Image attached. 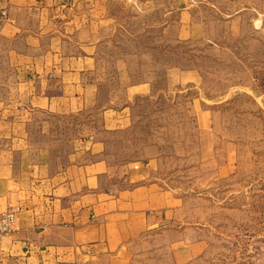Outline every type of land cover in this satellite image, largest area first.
I'll list each match as a JSON object with an SVG mask.
<instances>
[{
  "label": "crops",
  "instance_id": "0c3cea01",
  "mask_svg": "<svg viewBox=\"0 0 264 264\" xmlns=\"http://www.w3.org/2000/svg\"><path fill=\"white\" fill-rule=\"evenodd\" d=\"M113 1L0 0V213L20 207L0 264H134L146 244L169 247L171 264L200 252L178 222L183 193L164 185L162 141L133 139L131 158L114 156L111 137L134 130L136 100L167 93L143 74L141 51L119 52ZM195 114L206 128L209 112Z\"/></svg>",
  "mask_w": 264,
  "mask_h": 264
},
{
  "label": "rangeland",
  "instance_id": "374dc122",
  "mask_svg": "<svg viewBox=\"0 0 264 264\" xmlns=\"http://www.w3.org/2000/svg\"><path fill=\"white\" fill-rule=\"evenodd\" d=\"M111 4L120 15L119 52L141 51L143 74L155 77V93H167L157 103L136 100L134 130L111 137L115 158H131L133 139L162 141L164 185L183 193L177 216L190 229L186 242H200L187 264H264V0ZM171 68L192 74L165 81ZM199 107L210 114L206 128L198 127ZM168 255L164 244H146L134 264H171Z\"/></svg>",
  "mask_w": 264,
  "mask_h": 264
},
{
  "label": "built area",
  "instance_id": "2783aa9c",
  "mask_svg": "<svg viewBox=\"0 0 264 264\" xmlns=\"http://www.w3.org/2000/svg\"><path fill=\"white\" fill-rule=\"evenodd\" d=\"M8 19L5 6L0 3V24ZM20 207L10 206L0 213V239L4 235L14 231L19 219Z\"/></svg>",
  "mask_w": 264,
  "mask_h": 264
}]
</instances>
